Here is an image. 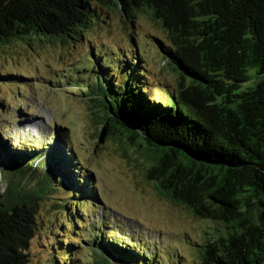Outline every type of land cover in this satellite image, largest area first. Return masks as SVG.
<instances>
[{
	"label": "trees",
	"instance_id": "1",
	"mask_svg": "<svg viewBox=\"0 0 264 264\" xmlns=\"http://www.w3.org/2000/svg\"><path fill=\"white\" fill-rule=\"evenodd\" d=\"M100 15L129 25L148 17L164 34L166 44L154 42L176 84L154 100L140 51L131 62L130 54L92 42V67H81L90 74L73 80L102 114L101 138L133 147L146 180L169 202L222 226L189 264H264V0H0V45L88 40ZM59 140L26 150L0 139V264H29L39 208L59 189L91 201L84 167H74L77 160ZM74 201L53 206L71 236L85 230L80 222L89 214L87 205L70 212ZM91 233L96 264H110V253L114 264H162L140 240ZM77 244L67 241L63 249L71 253Z\"/></svg>",
	"mask_w": 264,
	"mask_h": 264
},
{
	"label": "rangeland",
	"instance_id": "2",
	"mask_svg": "<svg viewBox=\"0 0 264 264\" xmlns=\"http://www.w3.org/2000/svg\"><path fill=\"white\" fill-rule=\"evenodd\" d=\"M100 18L88 33V40L31 45L13 40L0 45V139L8 145L21 142L26 150H32L39 142L43 145L39 149L53 144L60 135L59 141L65 142L78 160L74 167L85 168L82 175L92 197L89 202L59 189L50 202L44 201L37 214L39 232L29 243L28 262L96 264L99 259L87 241L92 226L106 224L110 228L104 229L107 233L116 228L122 233L118 237L125 242L129 237H141L150 251L156 249L163 264H189L197 258L201 242L211 235L212 229L222 230V226L198 219L182 206L169 202L146 180L145 168L133 147L123 140L101 138L102 114L74 87L73 80L84 82L88 78L91 69L83 72L81 67L91 66V44L96 42L107 50L130 54L131 62L143 56L144 67L149 71L148 96L161 101L164 91L172 93L176 87L175 77L163 67L154 42L166 44L164 34L146 16H139L132 25L119 17ZM137 51L142 56L135 57ZM11 74L14 78H8ZM59 80L64 83L61 87L49 85V81ZM1 184L3 189L4 182ZM67 198L66 205L75 200L69 205L70 212L75 213L81 205H87L89 210L80 222L86 224L85 231L77 232V236L63 228L64 217L53 208L56 202ZM54 231L59 235L54 236ZM81 236L88 238L86 243H79ZM60 240L79 244L67 253ZM107 259L110 264L115 263L111 253Z\"/></svg>",
	"mask_w": 264,
	"mask_h": 264
},
{
	"label": "water",
	"instance_id": "3",
	"mask_svg": "<svg viewBox=\"0 0 264 264\" xmlns=\"http://www.w3.org/2000/svg\"><path fill=\"white\" fill-rule=\"evenodd\" d=\"M123 129V131L125 132L126 135L130 136V137H134V136H137L133 130H131L130 128H128L127 126H123L121 127ZM140 139V138H139Z\"/></svg>",
	"mask_w": 264,
	"mask_h": 264
},
{
	"label": "bare ground",
	"instance_id": "4",
	"mask_svg": "<svg viewBox=\"0 0 264 264\" xmlns=\"http://www.w3.org/2000/svg\"><path fill=\"white\" fill-rule=\"evenodd\" d=\"M31 122V121H30Z\"/></svg>",
	"mask_w": 264,
	"mask_h": 264
}]
</instances>
